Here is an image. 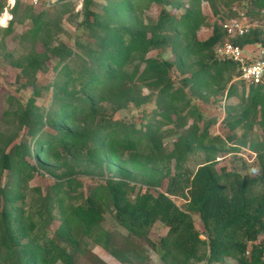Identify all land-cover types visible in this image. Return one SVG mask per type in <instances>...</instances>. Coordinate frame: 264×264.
<instances>
[{
	"label": "trees",
	"instance_id": "trees-1",
	"mask_svg": "<svg viewBox=\"0 0 264 264\" xmlns=\"http://www.w3.org/2000/svg\"><path fill=\"white\" fill-rule=\"evenodd\" d=\"M5 1L0 2V13ZM177 1L105 0L103 17L93 8L95 0H85L84 26L92 41L78 40L76 51L67 45L51 47L44 38L45 50H34L25 57L26 64L21 66L27 80L20 90L31 87L32 92L27 99L11 96L4 111L5 119L25 129L27 137L10 150L15 136L0 146V172L10 173V181L0 186V264H107L92 245L138 255L156 249L165 264H214L226 257L234 258L236 264H264V144L257 154V176L219 169L207 150L211 146L207 144L221 141L210 132L216 121L207 120L201 126L198 120L203 115L190 99L193 92L217 88L219 93L228 86L225 97L240 99L238 105L227 104L225 122L233 132L230 138L239 128L250 134L256 125L264 134V88L242 85L239 94L241 82L235 81L240 74L238 64L217 54V47L227 40L224 23L237 16L231 3L241 0H223L229 10L226 14L212 3L218 19L204 40L198 32L209 24L207 16L197 8L178 17L168 9ZM144 3L162 7L156 22L145 23L140 18ZM246 12L263 24L264 0H250ZM42 14L32 17L29 35L35 42L46 27ZM6 31H13V22ZM232 42L241 47L264 44V36L256 27ZM155 50L157 54L151 55ZM167 52L172 58L164 56ZM50 54L61 68L54 94L43 107L38 99L49 87H39L35 77L47 67ZM175 69L180 73V85L172 76ZM144 86L153 95L140 96ZM154 94L157 108L147 125L138 127L115 118L129 104L150 102ZM191 119L194 122L189 126ZM170 123L188 128L167 152L160 133ZM196 149L206 150V162L195 172L168 171L167 180L160 183L161 187L166 184L165 191L139 190L133 197L134 185L108 179L75 197L68 189L77 182L72 168L46 195L41 192L25 208V186L37 171L36 165L46 168L67 156L94 159L115 153L166 158L183 165ZM174 196L184 199V205H178ZM107 213L124 232L104 227ZM195 216L202 222V230L197 228ZM56 219L60 224L50 237L47 228ZM158 221L168 231L155 241L150 233Z\"/></svg>",
	"mask_w": 264,
	"mask_h": 264
},
{
	"label": "rangeland",
	"instance_id": "rangeland-1",
	"mask_svg": "<svg viewBox=\"0 0 264 264\" xmlns=\"http://www.w3.org/2000/svg\"><path fill=\"white\" fill-rule=\"evenodd\" d=\"M85 0H62L60 3L52 7H44L31 5L26 0H20L17 8L11 10L12 20L9 24L4 26L0 23V146L3 145V141H9L15 136L14 141L9 145L7 150H10L14 145L20 144L26 137V130H20L13 122L5 119L4 111L9 107L8 102L11 96L17 98H28L32 92V88L29 87L21 89V85L26 82L27 78L22 77V63L26 64L25 57H28L31 53L44 51L45 44L41 43V39L46 38L47 44H51V47L59 45H67L73 47L76 51L77 41H92L90 36V30L84 26L85 20ZM230 1V0H229ZM2 2V0H0ZM6 2H3V10L0 13V17L4 12ZM105 0H95L93 8L103 17L106 15L103 9L102 3ZM250 0H241L231 3L233 10L237 12L236 17H241V13H244L248 19L252 20L247 15L246 9ZM212 3H215L221 13H228V7L223 0H178L175 4L168 7L172 14L178 17L185 14L189 9L196 10L199 8L205 16L208 18V25H203L198 32L200 39L204 40L212 34V25L218 19L212 10ZM32 7V9L30 8ZM161 6L156 3L147 5L144 3L141 5V10L138 12L140 18L145 23L156 22L161 12ZM42 15L43 23H46L45 31L40 35V40L35 42L29 35V30L33 26L32 17L34 15ZM32 15V16H30ZM13 22V31L7 33L6 28ZM45 39V40H46ZM157 51L151 52V55H156ZM165 57H171L172 53L167 52ZM23 63V64H24ZM46 67V66H44ZM61 66H58V59L51 54L47 61V67L41 69L36 74V84L39 87H49V90L44 89L43 95L38 99V103L43 107L47 106L50 102L52 95L54 94V82L57 81V75ZM172 76L177 85H180V73L178 69H175ZM237 78V77H236ZM235 78V79H236ZM239 94L242 91V84L238 82ZM79 89V86H77ZM218 93V89H205L200 93L195 92L190 94L192 106L198 107L203 115V120H198L200 125L203 126L207 120L215 119L214 123L210 127L211 134L215 137H220L221 141L215 144H207L209 153L215 157L217 161V167H226L228 170H236L243 175L257 176L260 173V165L258 162V150L264 144L263 130L259 125H256L254 130L250 134H245L243 128H239L234 132L236 136L231 139L229 135H232L226 125V108L229 102L238 105L240 99L235 97L227 99L225 93ZM156 94V93H155ZM153 96L150 102H143L140 106L129 104L127 108L118 111L115 114L116 119H120L129 123H135L138 127L147 125L153 118V111L157 108L156 96ZM151 94V90L147 87H142L140 96L144 97ZM141 97V98H142ZM161 119V117L159 118ZM194 122V119L189 121V126ZM188 125L179 127L178 124L170 123L163 126L161 134V140L163 141L164 148L167 152H170L175 147V141L180 137ZM207 152L206 150L196 149L189 153L188 159L183 165L176 164L175 161L168 159H152L142 154H121L115 153L110 156H99L94 159H88L85 156H67L65 160L59 162L50 163L48 167L36 165L37 171L29 182L28 186H25V208L28 209V205L31 199L39 197L42 192L46 195L48 188L54 184L64 173L74 170V178L77 180L76 185L69 187L71 194L77 197L78 194L84 192L88 193L90 186H94L99 183H104L108 179L125 180L136 187L133 197H136L137 191L150 189L153 191H165V186L161 187L160 183H164L167 180L170 173H175L180 170L189 169L195 172L204 162H206ZM29 161L34 162L33 158L29 157ZM1 171V169H0ZM170 171V173H167ZM172 173V174H173ZM10 181V173L4 171L0 172V186H6ZM173 200L180 206H183L185 201L181 197L174 196ZM56 211V210H55ZM56 214V212H55ZM106 220L103 223L106 229L118 228L121 231H125L112 217L110 213L106 214ZM195 223L198 229H203V224L198 216L194 217ZM60 221L56 219L48 229L49 236L52 237L53 232L58 228ZM168 231L167 226L158 221L151 229L150 237L159 241ZM205 237V236H203ZM261 239V237L259 238ZM95 253H97L107 264H165L160 253L156 249H145L138 255L134 252H125L121 250L107 251L99 245H92ZM81 264L84 261L80 262ZM79 263V264H80ZM57 264H64L59 261ZM205 264V262L200 263ZM214 264H236V260L231 257L223 258L220 262Z\"/></svg>",
	"mask_w": 264,
	"mask_h": 264
},
{
	"label": "built area",
	"instance_id": "built-area-1",
	"mask_svg": "<svg viewBox=\"0 0 264 264\" xmlns=\"http://www.w3.org/2000/svg\"><path fill=\"white\" fill-rule=\"evenodd\" d=\"M34 6L52 7L62 0H26ZM17 0H7L4 12L0 17V23L8 25L12 20L11 10L15 7ZM227 40L217 47V54L221 58L235 61L239 66L240 74L235 81H240L247 89L251 86L264 88V44L254 43L245 47L236 46L232 39L244 36L253 28L260 27L264 36V22L259 24L252 21L241 13V17L230 19L224 23Z\"/></svg>",
	"mask_w": 264,
	"mask_h": 264
}]
</instances>
